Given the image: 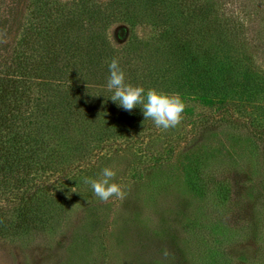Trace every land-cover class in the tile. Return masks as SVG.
Here are the masks:
<instances>
[{
    "label": "trees",
    "instance_id": "16d2710c",
    "mask_svg": "<svg viewBox=\"0 0 264 264\" xmlns=\"http://www.w3.org/2000/svg\"><path fill=\"white\" fill-rule=\"evenodd\" d=\"M259 1L0 0V237L60 234L77 208L96 197L84 178L99 179L102 169L132 157V180L147 199L169 196L178 183L201 200L188 210L200 209L188 229L205 255L199 261L264 262ZM117 25L126 28L124 42L112 35ZM113 58L125 83L179 94L186 105L180 123L191 118L190 135L177 130L180 123L157 128L141 105L118 107L107 89ZM195 106L210 112L195 116ZM220 125L252 140L249 219L230 210L240 197L242 164H210ZM151 174L159 175L156 182ZM219 212L229 217L218 218ZM97 234L109 251L108 228Z\"/></svg>",
    "mask_w": 264,
    "mask_h": 264
},
{
    "label": "rangeland",
    "instance_id": "374dc122",
    "mask_svg": "<svg viewBox=\"0 0 264 264\" xmlns=\"http://www.w3.org/2000/svg\"><path fill=\"white\" fill-rule=\"evenodd\" d=\"M259 3L264 4V1ZM112 33L119 42L127 39L123 25L114 27ZM256 59L264 66V44L259 48ZM194 110L195 116L210 112L200 106H195ZM185 118L177 127L182 135L192 130L189 125L191 118ZM217 129L210 142L214 152L210 164L214 165L218 160L242 164V177H236L237 181L240 180V197L234 198L229 208L231 212L238 213L240 218L249 219L253 214V189L247 181L254 180L256 176L252 140L244 131L224 125ZM132 159L129 158L128 164L112 163L116 172L114 182L126 192L124 199L113 197L102 202L95 197L77 208L58 235L33 237L24 241L0 237V264H198L199 255L204 253L200 249L201 244L189 238L188 229L192 220L198 217L200 209L192 213L188 210L197 204L201 206V200L190 198L178 183L170 185L169 196L164 192L157 194L155 200L147 199L148 195L140 194L143 191L136 188L132 180L134 169L132 165L128 166ZM175 169L182 170L179 164H176ZM158 177L150 175L154 182ZM161 195H164L163 199H169L167 205L163 204ZM225 217L229 216L219 212L218 218ZM96 223L97 228L94 227ZM106 227L111 245L109 251H103L97 234ZM207 260L202 262L200 258L199 262L211 264ZM247 262L243 260L240 263Z\"/></svg>",
    "mask_w": 264,
    "mask_h": 264
},
{
    "label": "clouds",
    "instance_id": "9594fccd",
    "mask_svg": "<svg viewBox=\"0 0 264 264\" xmlns=\"http://www.w3.org/2000/svg\"><path fill=\"white\" fill-rule=\"evenodd\" d=\"M108 69L107 89L112 91L110 99L117 103L118 107L132 111L137 105H141L145 120L151 119L157 128L164 130L174 128L181 122L186 105L179 94H169L154 88L145 91L141 86L125 83V72L116 58L110 61ZM115 177L116 172L105 167L99 179L85 177L83 182L91 187L93 194L102 202H107L113 197L122 200L126 192L114 182Z\"/></svg>",
    "mask_w": 264,
    "mask_h": 264
}]
</instances>
